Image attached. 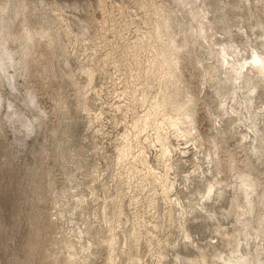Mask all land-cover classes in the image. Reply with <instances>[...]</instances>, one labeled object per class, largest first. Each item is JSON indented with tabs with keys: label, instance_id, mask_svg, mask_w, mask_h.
<instances>
[{
	"label": "rangeland",
	"instance_id": "374dc122",
	"mask_svg": "<svg viewBox=\"0 0 264 264\" xmlns=\"http://www.w3.org/2000/svg\"><path fill=\"white\" fill-rule=\"evenodd\" d=\"M1 8L8 29L2 46L12 52L15 70L10 80L0 72V264H186L206 253V264H222L210 253L225 258L232 249L254 254L240 223L254 228L260 198L255 212L243 218L231 211L240 182L235 171L219 176L215 160H204L203 149L193 148L195 141L172 140L167 178L175 183L171 200L177 197L180 205L174 206L153 177L138 176L130 159L117 161V148L129 136L134 154L146 147L149 163L164 173L158 149L148 147L145 135L136 143L131 126L163 90L157 61L163 56L171 61V48L180 46L183 31L191 28L192 56L202 71L187 62L174 72L180 89L176 98H198L199 133L210 131L218 141L224 166L247 173V165L264 187V147L253 143V153L251 146L253 138L264 140V85L252 98L259 108V133L249 132L244 150L237 148L234 133H249L239 123V112L229 114V108H238L229 103L231 88L224 82L230 73L222 70L216 54L224 48L241 61L254 52L264 56V0H0ZM201 26L206 36H199ZM37 32L43 37L29 43ZM28 48L32 63L26 67ZM213 68L215 82H208L206 72ZM195 74L199 88L193 84ZM175 85H167L168 92ZM31 92L36 104L29 101ZM223 98L224 112L217 108ZM221 176H227L223 183ZM215 182L220 194L200 208L199 195ZM224 230L229 245L220 237ZM33 239L42 247L30 257ZM260 245L264 249V242Z\"/></svg>",
	"mask_w": 264,
	"mask_h": 264
},
{
	"label": "bare ground",
	"instance_id": "6f19581e",
	"mask_svg": "<svg viewBox=\"0 0 264 264\" xmlns=\"http://www.w3.org/2000/svg\"><path fill=\"white\" fill-rule=\"evenodd\" d=\"M3 7H5V6H3ZM4 10H5V8L0 9V20L2 22V25L0 26V72L6 74L5 76L9 75V80H10V78L14 79L13 75L12 74L10 75V70L11 69L15 70V63L13 60L12 52L10 50H8L7 48H4L2 46V44L4 42H7V41H4V38L6 35L7 24H5L3 18H1V14L3 13ZM198 15H199L200 24H203V20L205 19V13H203L201 11V12H199ZM183 30H184V28H183ZM205 31H206L205 28H203L201 26V29L199 30V36L204 35L206 33ZM179 33H181V32H179ZM39 34H38V32L37 33H31L30 37H29V43H31V44L32 43H35V44L38 43L37 41L38 40L40 41V38L43 37L42 35H39ZM194 34L195 33L191 30V28L186 30V31H183L182 44L180 46H173V48H171V50H172L171 51V58H172L171 61L168 60L169 61V63H168L167 58H164V56L160 59L161 61H159V60L157 61L158 67L156 68V71L158 70L159 74H161V76H162L161 84H159V86L163 85V88H162L163 90L161 89L162 91L158 92V94L154 98V100L152 99L153 102L151 103V106L144 111L142 116L136 118V120L134 121V123L131 126L132 138H134V141L136 143L140 142L142 136L145 135L144 136L145 138L143 141H145L148 144V147L158 149V155H159L158 156V164L162 165V167L164 168V173L163 174L157 173L156 172L157 169L155 170V168L149 163L146 147L138 148L137 154H134V152H133L134 150L132 148V145H131V143H129L133 139L128 140L129 136L127 137V135L123 136L124 145L117 148V152H118L117 161L119 163H124L130 159L131 160L130 164H132L131 169H133L136 173H138V176H139V174H141L142 178H145V176L153 177V179L159 183V186L161 187L160 192H162L161 195L163 194L165 196L168 203L170 205H174V206L178 205L179 206L180 203H179L177 197L174 200H171V194L175 190V188H174L175 183L168 182L169 179L167 178V171L172 169L171 163H170V161L173 158V151H172L173 148H172L171 142H172V140L175 139L177 141V143L182 142V145H187L189 142L195 141L193 144L194 145L193 148H196L198 150L203 149L202 156H203L204 160H206L209 164L213 160H215L214 162L216 164L215 166H217V168H218L217 174L219 176L221 174H223L222 172H226V171L229 172V174L234 172V171L237 173L236 177L240 180V182L235 187V189H233V192L235 194V198H233V200L231 201V207H232L231 211H233L234 214H237L240 218H243V217H245V215H247V214L249 215V214L255 212L253 204L255 203L257 198H260L259 201L257 199V206H259V209H257L258 211H257V214L254 218V221H255L254 228L251 227L252 229L247 230L246 228H248V227H246V225H243L244 222H242V223L239 222L244 227L245 232L243 234V237L245 238V240L253 242L254 254L249 253V254L244 255V254L238 252L239 249L238 250L232 249V251L230 250L231 256L230 257L227 256L228 258L227 257L225 258L222 255H217L216 253H210L211 259L216 260L217 262H220L222 264H264L261 261L262 259H260V256L262 254L261 250H264L261 248V245H260L261 242L262 243L264 242V187H262L260 185L261 183H259V181H258L259 179L257 180V178L254 177V175L252 174L253 171L251 172L250 171L251 169L247 165H245V168H247V170L250 171V172L247 171V173H244L243 171H241L236 165L235 166L230 165V163L226 164L224 166L223 163L225 161L223 162V160H222V158H223L222 151L223 150L221 148H218L216 145V143L218 141L213 139V135L210 133V131H209V133H204V134L199 133V130H197V127H196L197 122L199 120V118H197L198 112H199L198 111L199 108H197V106H198V102H200L198 100V98L196 99L193 97H188V98L186 97L185 100H179L176 98L180 92V89L177 88V86L175 85V83H177V81H178V78L176 81V76L178 73L175 74L174 72H177V71H180L181 69H184L183 64H185L187 62H190L192 64L191 65L192 68L197 72L202 68V66L192 56L193 49L196 45L195 39H194V37H195ZM205 36H206V34H205ZM178 37L179 36H177V38ZM179 41H180V39H179ZM165 50H167V49H165ZM226 51L227 50H225L224 48H219L217 50L216 54L219 57L220 67L222 68V70L230 73L229 77H225V82H224V84H228L229 87L231 88V96L228 98L229 103L233 104V102H234L236 105V108H238V109L229 108L230 109L229 114H231V116L233 117V116H236L239 112L240 117H242V118H239V123L242 124L243 127L246 128V131H248V133L250 132L253 136H255L257 133H259V131L256 130L255 121L259 117L260 114L256 113V111L259 110V108L254 107V103L252 101V98H253L254 93L256 92L257 88L259 86L264 85V56L263 55L261 56L258 53L254 52V54L252 55L253 57H251V59L250 58H248L247 60L242 59L243 61H241V60H238V58L236 59L237 56L235 54V51H232L231 54H228V52H226ZM160 56H162V55L160 54ZM30 59H31V52H30V48H28L27 51L24 53V62H25L26 67H28L30 65V63H32V62H30ZM31 67H32V64H31ZM154 67H156V65H154ZM153 69L154 68H152V70ZM200 71H202V70H200ZM200 71H199V73H200ZM197 72H196V74H198ZM151 73H152V71H151ZM155 73H157V72H155ZM206 73H207L206 74L207 81L213 82L215 80L214 73H216V70L213 68V69H211V71H207ZM196 74L194 77L192 76L193 84H194V86L197 85L199 88L201 86V84L199 83V80H198L199 76H196ZM5 76H4V78H5ZM7 80H8V78H7ZM12 82H13V80L11 81V83ZM9 83L10 82H8V84ZM167 85H170V86L175 85V88H176L175 91L168 92V89H170V87L167 88ZM149 88H150V86H149ZM29 91H31V90H29ZM141 94H142V92H141ZM141 94H140V96H141ZM28 95H29V101L33 104H36L37 99H36V95L34 94V92H31ZM146 97H147V92L144 91L142 96L139 99L140 104L144 105L146 103ZM226 100L227 99L223 98V100L220 101L221 103H218V105H217V108H219L222 112H224L226 110V107L228 105ZM10 107H11V105H10ZM35 107H36V105H35ZM253 107H254V111L250 114L251 110L248 111V109L249 108L251 109ZM263 107H264V105H263ZM12 109L14 110V107ZM243 110L246 111V115L250 114L249 117H247L243 113ZM226 114H228V112ZM29 124H31V123H29ZM232 127H234V125H232ZM234 128H236V127H234ZM212 129H214L213 125H211L210 130H212ZM150 132L152 133V135L149 134ZM250 133H249V135H247V133H246V135L245 134L243 135L241 133L238 134L237 131H236V133H234L235 135L238 136V138L236 139L237 145H238L237 148L240 147L241 149L244 150L243 145L246 143V141L249 137L250 138L252 137L250 135ZM258 141L264 147L263 138L260 140H259V138L258 139L253 138L252 143H251V146L253 147V148L251 147L253 149L252 150L253 153L257 152V147L253 146L252 144L256 143ZM195 144H197V146ZM180 153L182 156H184L186 154L184 151H181ZM224 154H225V152H224ZM226 155H225V157H228ZM197 161H198V158L197 157L194 158V160H193L194 165L197 164ZM119 166H120V164H119ZM130 174H131V172H130ZM124 177H125V175H124ZM223 178L221 176V182L224 181ZM219 184H220L219 182H215L214 184H209V186L206 188V192H204L206 194L199 195L198 201L201 202V206L199 205L200 208L203 209V206L206 203L210 202L213 197L218 196V194H220V192H218V190L216 189V187L219 186ZM199 202H198V204H199ZM107 204H110V203H107ZM137 205H135V206H137ZM179 208H181V206ZM108 212H106V213H108ZM110 217L111 216H109V218ZM37 230H38V228H37ZM39 232H40V230H39ZM234 232L238 233L239 231L234 229ZM217 233H219V232H217ZM40 234H38V236ZM220 237H223L224 238L223 240H225L224 241L225 244L229 245L228 240L230 237L227 234V230H224L222 232V234L220 235ZM113 239H115V237H113ZM236 241H238V240H236ZM30 242L31 243L29 244V247H28L29 248L28 249V256L33 257L35 255V253L38 252L39 247H42V244H41V242H38L37 240H34V239ZM240 244H241V242H240ZM210 250H211V246H210ZM213 250H214V248L212 249V251ZM71 251H72V249H71ZM206 254H205V256H206ZM205 256L202 257V259L200 261L188 259L186 264H206ZM206 257H208V256H206ZM139 261H141V260L139 259ZM216 261L214 263H216ZM140 264H141V262H140Z\"/></svg>",
	"mask_w": 264,
	"mask_h": 264
}]
</instances>
